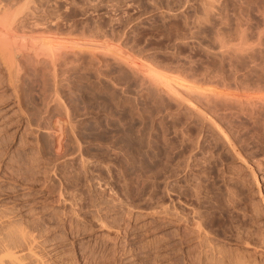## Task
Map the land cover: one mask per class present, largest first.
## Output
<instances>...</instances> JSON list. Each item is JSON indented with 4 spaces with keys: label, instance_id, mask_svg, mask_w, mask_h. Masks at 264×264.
<instances>
[{
    "label": "rangeland",
    "instance_id": "rangeland-1",
    "mask_svg": "<svg viewBox=\"0 0 264 264\" xmlns=\"http://www.w3.org/2000/svg\"><path fill=\"white\" fill-rule=\"evenodd\" d=\"M69 1L48 7L54 11L60 6L56 14L63 24L59 20L58 33L71 25L76 40L73 34L64 37L65 32L51 37L69 39L66 45L72 39L101 40V50L111 46L128 51L134 66L145 69L141 72L219 95L208 103L189 90H177L185 106L193 105L217 129L192 118L184 108L177 110L170 102L167 106L148 90L120 93L107 75L98 78L84 66L89 75L80 68L59 75L62 81L51 80L55 76L39 70L43 64L34 66L20 58L22 77L15 84L30 123L22 133L0 124V221L6 224L0 225L1 239L11 241L22 230L27 239L39 240L35 251L43 264H58L63 257L67 262L94 263L102 250L92 256L89 249L79 253L71 244L79 242V228L89 223L96 233L117 235L92 221L104 205L100 210L107 221L125 223L127 238H133L115 261L123 254L134 256L131 264H264V55L253 53L257 26L221 23L218 8L206 11L207 0ZM5 83L0 84V110L14 99L8 97ZM168 111L173 115L166 118ZM125 197L136 207L122 203ZM146 204L148 210H141ZM154 204H160L157 213H152ZM165 204L172 213L170 209L164 214ZM173 210L181 216L174 211L173 217ZM61 235L64 239L58 240ZM169 242L176 243L175 254L165 250Z\"/></svg>",
    "mask_w": 264,
    "mask_h": 264
},
{
    "label": "bare ground",
    "instance_id": "bare-ground-1",
    "mask_svg": "<svg viewBox=\"0 0 264 264\" xmlns=\"http://www.w3.org/2000/svg\"><path fill=\"white\" fill-rule=\"evenodd\" d=\"M58 1L59 0H0V67H2V69H3L2 70L3 73L1 75L4 78V80H2V81H4L3 83H5V81H7V83H5L7 88H4V89H6L7 93H10L8 95V97H10V99L14 98L12 103L8 104L4 109L0 110V117H1L0 121L3 122V123H0V124H2L4 129L5 128L7 129L8 127L11 128L12 126H15V130L16 131H14V130L13 131L17 133V131L21 132L23 128L27 127L25 125L30 123L29 122L30 120L28 119L29 118L28 116H30V115L27 116V114L25 113V110L23 109L22 102H21V100H22L21 98L22 97L19 96L20 94L18 95V93H20V90L17 89V88H19L18 87L19 85H18V83H17L18 86L15 84V81L17 80V78L22 77V76H19L20 72L23 70V65H22V63L20 61V58H25V59L31 61V63H33V64L34 63L38 64L40 67H41V64H43V66L41 67L43 69H39V70H47L48 72L44 71L46 73H49V74H47V76H52V77L55 76V78H51L50 77L51 80L52 79L56 80L57 79L56 77H58V78H60V81H62L64 79L62 77L70 75L67 72L70 73V70L75 71L76 69H78V71H79V69L82 68L81 66H84L86 69L88 68V70L92 69L93 73H92V71H90L91 74H95L96 73L98 78H100V76L102 74L107 75L106 76L107 81L112 82V84H114L115 87L117 86L119 89H122V91L119 90V91H121L120 93H123V90L126 91V89H129V90H131V91H133V92H135L137 94L138 93L141 94L143 91L148 90L149 93H152V94H154L156 96H160L163 99V102L167 106H169V103L167 104V102H170V104L173 103V105H175L174 108L176 107L177 110H181L182 108H184L187 111V113L191 114V116L194 115V117H192V118H196V120L198 119L199 121L204 123V125H209V126L210 125L211 126L214 125L212 128H214V130L217 129L216 128L217 125L215 126V123L212 122V119H211V122H210V120H208L207 116L199 113V111H196V109H197L196 107H195L196 109H194L193 105H192V107L191 106H185L184 102H182L181 99L178 97L177 90H180V89L189 90V92L194 97H196L200 102H208V103L211 102V101H214L216 98H219L220 97L219 95H217L215 93H205V92L199 91L200 89L197 90L196 87L195 88H192V87L189 88L188 87L189 89H187L182 83H180L178 81H166V80H163L162 78H160V76H156L158 74H156V75H148L149 74L148 72H145V73L141 72L142 70H145V69H142L140 71L141 67L138 68V67L134 66L133 59H132V57H131V55L129 54L128 51H125V50L123 51L121 49H119L120 51H118V48H115V47L114 48L112 47V49H111V46H109L110 48L108 47L107 50H101L100 44H99L100 42H103L101 40H100V42L99 41H95L97 39H95V40H87V41L82 43L80 41L76 42V41H74L72 39L71 43H68L66 45V43H65L66 40H68V42H69L70 41L69 39H70L71 36H73L74 39H75L74 30H71L73 32V33H71V31L69 30L71 25L68 26V24L66 22L65 23L67 24V28L68 27L69 28L67 30L65 29L66 31H64L63 29L66 27L65 26V27H62L63 29H61V30L63 32H65L64 33L65 34L64 37L69 38V39H66V38L64 39V37H63L65 42L61 41L62 39H60V38H58V40L60 39L59 40L60 42L58 40H56V38L60 36V35L57 36L56 33L60 32L59 20H60V18L62 19V17L58 16L60 13L58 14V11L56 10V8L58 9V7H60V6L56 7L55 9H52L54 11L56 10L55 12L51 11L48 6H50V8H52L53 6L51 7V5L53 4V2L56 3ZM49 4H51V5H49ZM68 4H70V3H68ZM54 5L56 6V4H54ZM67 6H69V5H66V7ZM207 7H208L209 11L207 9H206V11L209 14L212 13V11L214 12L213 9L218 8V12H219L218 14L220 15V16L218 15L219 19H220L221 23H223L225 25H228L229 23H248V24H254L255 26H257V29H258V32H257L258 46H255L253 48V53L256 56H258V55L260 56L261 54L264 55V0H207ZM103 9H105V8H103ZM56 12H57L58 15L56 14ZM69 21H70V19H69ZM60 23H61V20H60ZM72 23L73 22L71 21L70 24H72ZM62 24L63 23H61V25ZM103 30H105V29H103ZM63 32L62 33H58V34H62L63 35ZM67 32H70V33L66 34ZM75 32H76V30H75ZM29 33H30V35H28ZM31 33H32V35H31ZM49 34H51V35L49 36ZM53 34L56 35V36H54V37H56L55 39L53 37H51ZM69 34H73V35L69 36ZM97 35L99 36L100 34H97ZM95 37H97V36H95ZM99 39L100 38L98 37V40ZM61 42H63V43H61ZM136 62H138V61L135 60V63ZM138 63H140V62H138ZM63 64H64V66H63ZM139 65H142V64H139ZM34 66H37V65L34 64ZM85 68H82L83 69L82 72L85 71ZM34 69H37V68L34 67ZM88 70H86V71H88ZM86 71H85V74L87 73ZM41 73H43V72H41ZM60 73H63V74H60ZM64 73L65 74L67 73V75H65ZM89 73H87V75H89ZM44 74H42V75L44 77H46ZM50 74H52V75H50ZM59 75H64V76H59ZM96 75H94V77ZM104 75L102 77H104ZM43 76H42V78H43ZM92 77H93V75H92ZM40 78H41V75H40ZM101 80L102 79H100V81ZM2 81H0V82H2ZM17 81L19 82V80H17ZM97 82H99V80ZM102 82H104V81H102ZM3 83H0L1 86L4 85ZM49 83H52V82L49 81ZM56 83L58 84V81H56ZM61 83H63V82H61ZM58 86H60V85H57V88H58L57 90H59V88H60ZM51 87H50V89L55 88V87H52V88ZM48 88H46V89H48ZM53 91H56V90H53ZM119 91L117 89V92H119ZM56 92H59V91H56ZM56 92L55 93L53 92V94L59 95ZM49 93H51V91ZM19 97H20L21 100L19 99ZM4 98H2L3 102L6 101V100H4ZM233 102H235L236 104L238 103V105L244 104L243 103L244 101L241 100V99H235ZM239 103H241V104H239ZM261 103L264 104L263 102H261ZM204 104H206V103H204ZM117 106H118V104H117ZM168 108H171V107H168ZM168 108H166V109H168ZM261 109H262V107H261ZM200 112H202V111H200ZM172 113L173 112L168 111V113L166 114L165 117L169 118L171 115H173ZM14 118H17V119L14 120ZM209 119H210V117H209ZM70 124L72 125V123H70ZM218 125L221 126L220 124H218ZM3 127H1V128L3 129ZM222 127H224V126H222ZM222 127L220 129H222ZM12 129H13V127H12ZM207 130H208V127H207ZM224 130H225V128H224ZM24 131L25 130L23 129L22 132H24ZM217 131H218V133H220L219 136L221 138V136L224 135V134H222L220 132L221 130H216L215 132L217 133ZM213 134H214V132H213ZM225 134H227V133H225ZM217 135L215 134V136H217ZM22 136H24V135H22ZM219 136L217 137V139H219ZM224 137H225V135H224ZM227 139H228V137H227ZM224 145H227V144H224ZM241 161L244 162L245 159L241 160ZM247 165L250 166L249 164H247ZM251 174H253V171L251 172ZM254 176L256 177L257 175H254ZM255 180L259 181V179H256V178H255ZM258 181L255 184H257ZM168 185H170V184H168ZM154 194L155 193H153V195ZM80 196H81V194H80ZM150 196H152V195H150ZM75 198H77V197H75ZM75 198L73 200H75ZM78 198H80V197H78ZM73 200H72L73 203L77 202L76 201L77 199L75 201H73ZM149 200H153V199H149ZM155 200H153V201H155ZM122 201H120V202L125 203L126 206H128L129 208L136 207L135 203H132L126 197ZM173 203H174V201H173ZM75 204H77V203H75ZM156 204H157V202H156ZM160 204H158V205H160ZM174 204L171 205V206H174ZM100 205L101 204H99V206ZM158 205L156 207H158ZM178 206L180 207V205H178ZM102 207H100V209ZM104 207H106V206H104ZM148 207H149V205L146 204V205L141 207V210H148V209H144V208H148ZM156 207H155V204H154V211L152 209V213L156 212V209H157ZM176 207H175V209H178ZM80 208H82V207H80ZM138 208H140V207H138ZM150 208H153V206L150 207ZM163 208H164V211H165L164 214H166V212H170L171 208H168V205H166V207H163ZM100 209H98V211H97V208H96L97 213L94 212V213H96V215L94 213H92V215H95L94 217L92 216L93 217L92 221L99 228H101L103 230H107V231H115L117 233V235L115 237H113V236H110V235L108 236L107 232H106V234H104L103 232H101V233L97 232L96 233V231L93 229V227H89L91 225V223H89V224L87 223L89 225L88 227H87V225L86 226L82 225V227L79 228V233L77 234L78 236H80L79 242L75 243V242L72 241L73 243L71 245H73V248L79 253L83 252V251L85 252L86 250L89 249L91 255L93 254V252H96L97 250H102L101 251V253L103 252L102 256L100 255L101 254L100 252H97V254L100 253L99 255L101 257V259L99 261L91 263L93 261L90 260L91 261L90 263L89 262L86 263V262H84V261H86V259H85L83 261L84 262L83 264H131L130 260L133 261L132 257H134V256H132V257L130 256L131 259L128 258V257L124 258L123 254H122L123 257L120 256V261L119 260L115 261L116 257L114 258V256H116L117 254H119V253L121 254L122 251H125V249L127 247L125 248V247H123V245L127 244L128 239L132 238V237L131 238H127V236H126L127 231H128L127 230L128 227H126L124 225L125 223L121 224L122 222H118V224H117V223H115L116 221H114V220H113L114 222L109 223L108 222L109 220L107 221L105 215L101 214L102 211ZM158 209H160V208H158ZM107 210H110V209H107ZM130 210L133 211L134 209H129V211ZM174 211H178V210H173V215H172L171 214L172 213V209H171V213L170 214L173 217L176 214V213H174ZM160 212H163V211L159 210L158 213H160ZM177 213L178 214H176V215L181 216V215H179V211ZM184 216H182V217L185 218ZM183 218H181V219H183ZM84 219H85V217H84ZM87 219H89V218H87ZM186 219H187V217H186ZM62 220H64V219H62ZM69 220H71V218ZM179 220L180 219H178V222L182 221V220L181 221H179ZM85 221H87V220H85ZM159 221H161V220H159ZM61 222L63 223V221H61ZM68 222L71 224L70 221H68ZM74 222L77 223V221H74ZM175 223H176V221H175ZM183 223L187 224L188 222L185 221ZM3 224H5V222H3L1 220L0 221V225H3ZM63 224H62V226H63ZM65 224L68 225V223H66V222H65ZM150 224H152V223H150ZM72 225L74 227L73 223L71 224V226ZM98 227H95V228H98ZM200 227L198 226L197 228L201 229ZM65 228H67V227H65ZM151 229H154V228H151ZM198 229H194L192 231H195V230H198ZM98 231H100V230H98ZM132 232L130 234L131 236L134 233V232L133 233ZM20 233L22 235L20 234V236H18L19 234L18 235L16 234V236H18V237H16L14 235L15 238L13 237L12 238L13 240L11 239V241H9V240L7 241V239H5L6 241L5 240L3 241V239H1L2 237H0V264H43L41 258L39 257V254L36 253V251H35V247L37 246L35 242H37L38 239L34 240V238H33V240H32L30 238L31 239L30 240V239H27L29 237H25L24 236L25 234L22 233V230H20ZM128 233H129V231H128ZM194 233H191V235L194 234ZM198 233H196V236L198 235ZM26 234H27L26 236H30L29 233L26 232ZM168 235H170V234H168ZM31 236H34V235L32 234ZM62 236L63 235L58 236V240ZM196 236H195V238H197ZM133 237H134V235H133ZM183 240H186V239H183ZM189 240H191V239H189ZM52 241H55V239L52 240ZM192 241H193V238H192ZM130 242H131V240H130ZM132 242L134 243V240H132ZM58 243L59 242L56 241L53 244H55L56 247H57ZM184 243H186V242H184ZM184 246L189 248L191 245L189 246V244H185ZM50 247H53V246H50ZM164 247H165V250H168L169 252H172L173 249L176 248V243L175 242H169L166 245H164ZM123 248H125V249L123 250ZM110 254H112V255H110ZM173 254H175V253H173ZM93 255H95V254H93ZM95 256H97V255H95ZM62 257L63 256H61V258ZM81 257H83V255ZM88 257L89 256L87 255V258ZM63 258L59 260L60 262H58V264H82V263H78L80 260L77 261V259L73 263L71 261H74V260H70V262L69 261L67 262ZM76 258H78V257H76ZM90 258L91 257H89L88 259H90ZM118 259H119V257H118Z\"/></svg>",
    "mask_w": 264,
    "mask_h": 264
}]
</instances>
